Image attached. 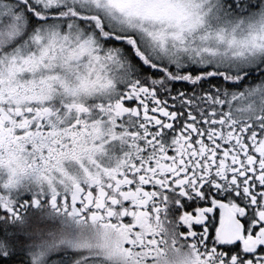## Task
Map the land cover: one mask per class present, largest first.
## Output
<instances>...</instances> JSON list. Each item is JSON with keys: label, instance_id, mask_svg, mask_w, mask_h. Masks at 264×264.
Listing matches in <instances>:
<instances>
[{"label": "snow or ice", "instance_id": "obj_1", "mask_svg": "<svg viewBox=\"0 0 264 264\" xmlns=\"http://www.w3.org/2000/svg\"><path fill=\"white\" fill-rule=\"evenodd\" d=\"M0 264H264V0H0Z\"/></svg>", "mask_w": 264, "mask_h": 264}]
</instances>
